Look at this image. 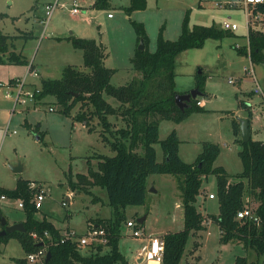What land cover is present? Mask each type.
Returning a JSON list of instances; mask_svg holds the SVG:
<instances>
[{
    "label": "rangeland",
    "instance_id": "obj_1",
    "mask_svg": "<svg viewBox=\"0 0 264 264\" xmlns=\"http://www.w3.org/2000/svg\"><path fill=\"white\" fill-rule=\"evenodd\" d=\"M55 1L58 6L48 21L42 23L44 4ZM92 1L0 0V30L6 34L5 50H0V56L5 59L10 54H17L26 60V64L0 63V188H13L19 179L42 185L48 194L34 216L38 219L46 216L56 228L61 231L69 228L77 237L88 232L91 220L112 218L113 208L108 204L103 188L90 186L89 192L71 191L67 185L68 176L70 173L73 177L76 173L86 174L89 165L96 169L98 155L112 156L114 151L102 141L97 118L90 121L91 131L83 122L74 119L79 104L67 114L61 111L52 96L14 104L16 86L9 83L11 79L23 80V91L32 94L35 89H40L41 80L59 78L67 65L87 71L82 51L72 45L70 36L94 39L102 44L106 53L104 65L114 69L110 83L120 86L140 77L131 64L139 45L133 21L143 24L146 48L150 52L156 49L160 31L165 39L178 37L186 14L190 25L221 27L224 20L236 22L239 28L233 35L207 38L201 47L177 55L175 90L183 93L190 83L196 84V75L200 71L203 94L197 97L203 101L200 106L205 111L192 112L180 123L159 120L158 139H164L174 129L179 138L178 154L187 163L195 160L203 143L218 144L219 154L213 165L222 166L232 176L231 181H236L235 175L242 170L238 156L240 144L232 128L233 121L247 118V110L240 101L252 111L251 138L264 140V98L253 92L256 85L264 92V62L253 63L254 76H250L243 70L250 65L249 57L236 51L247 45L245 30L241 27L243 9L216 5L230 0H146L144 9L127 14L124 7L129 0H108L105 9L91 7ZM73 2L80 7L79 13L69 12ZM30 66L36 74L27 73ZM7 91L9 97L5 96ZM105 98L110 104L117 105L114 98ZM109 120L114 128L121 125L112 116ZM36 132L42 134L40 138L36 137ZM154 148L157 161H161L159 142ZM18 165L22 169L13 171L12 168ZM216 190V176L210 173L203 177L196 206L204 216V227L189 234L179 264H235L237 256H246L248 264H261L263 256L257 257L242 243L220 241L218 225L207 217L217 211ZM209 193L214 194V199L208 198ZM18 200L8 197L0 201L1 215L9 224L25 218L24 208L17 206ZM255 205V202L248 203L250 208ZM124 214L126 220L134 222L145 216L138 227L146 233L182 229L181 192L176 176L150 174L144 203L126 206ZM144 241L131 236L125 222L122 223L118 248L126 264H151L138 262L136 257ZM26 254L14 237L0 243V264H33L16 260L26 258Z\"/></svg>",
    "mask_w": 264,
    "mask_h": 264
},
{
    "label": "trees",
    "instance_id": "obj_2",
    "mask_svg": "<svg viewBox=\"0 0 264 264\" xmlns=\"http://www.w3.org/2000/svg\"><path fill=\"white\" fill-rule=\"evenodd\" d=\"M108 5V0H93L91 7L105 9ZM145 7L146 0H129L124 11L130 14ZM258 9L264 10V3ZM132 24L138 41L143 43V49L137 48L131 58L132 67L140 73L139 78H133L125 85H112L110 79L114 69L104 65L106 53L102 44L94 39L70 36L72 45L82 51L83 65L88 70L67 65L59 78L41 80L40 89L33 92L35 101L52 96L65 114L79 104L74 119L83 122L91 131L90 121L97 118L102 141L114 151L112 156L98 155L96 169L89 165L86 174L76 173L73 177L70 173L67 179L71 191L89 192L90 186L105 190L108 204L113 208V217L96 218L89 222V226L102 228L106 242L93 241L81 247L71 240L60 242L61 231L51 220L46 216L40 219L34 216L37 211L32 202L36 192V188L31 187L34 182L19 179L13 188H0V194L22 200L25 231L0 235V243L14 237L25 253L34 252L41 246L40 241L31 237L34 232L45 242L48 239L56 242L48 247L50 256L44 264H126L118 248L121 226L127 221L124 209L128 205L144 203L150 174H172L176 176L181 192L183 227L160 236L164 244L161 264H179L189 234L199 232L204 227V216L196 206L197 197L203 177L212 173L216 176L218 212L209 213L207 217L218 225L220 241L242 243L246 249H252L257 257L263 256L261 264H264V140L250 138L243 142L239 136V122L233 121V133L240 144L238 156L242 170L235 175L237 180L231 181L232 176L222 166L213 165L219 154L218 144L203 143L195 160L187 163L178 154L179 138L174 129L164 139H158L159 120L179 123L192 112L205 111L198 104V97L191 99L182 110L175 104L177 55L187 49L201 47L207 38L221 39L234 33L215 24L190 25L186 14L178 37L168 40L163 38L160 31L156 49L150 52L146 48L147 36L143 24L134 21ZM5 39L6 35L0 32V50L3 51ZM236 51L248 56L251 64L264 62V31L249 30L247 45L236 48ZM4 62L26 64V60L16 54H10L5 59L0 56V63ZM199 73L195 88L202 95L203 77ZM9 83L14 85L16 80L11 79ZM106 96L114 98L117 105L110 104ZM239 104L247 110L246 119L250 123V108L244 101ZM110 116L118 119L121 125L114 128ZM41 135L38 133L39 138ZM157 142L162 149L161 161L156 159L154 144ZM249 202L256 203L251 209L257 220L237 219L236 213L249 207ZM44 232L49 234V238L44 236ZM83 248L86 250L82 251ZM16 260L24 263L26 259ZM235 264H248L246 256H237Z\"/></svg>",
    "mask_w": 264,
    "mask_h": 264
},
{
    "label": "built area",
    "instance_id": "obj_3",
    "mask_svg": "<svg viewBox=\"0 0 264 264\" xmlns=\"http://www.w3.org/2000/svg\"><path fill=\"white\" fill-rule=\"evenodd\" d=\"M264 0H230L225 1L223 3H217L216 5L221 7H240L244 11V21H243V27L246 30V38L248 39V32L249 30H259L264 31V10L258 9V6L260 4H263ZM58 6V2L55 1L54 3H48L44 6V12H45V18L41 20L42 23L47 22L50 15L54 11V9ZM66 7V6H64ZM79 6L75 2L71 4V6L68 8L69 12L72 14L79 13ZM221 27L223 29L229 30V31H235L238 29L239 25L236 22H228V21H222ZM30 68L28 67V70ZM243 70L248 75L254 76V71L252 69V64L249 65V67H244ZM229 82H232V79H229ZM23 84L24 81H18L14 84L16 86V93H15V99L14 104L17 103H26L27 101H33V93L23 91ZM253 92L261 94L264 98V92L259 88L258 85H256L253 89ZM6 97L10 96V93L7 91L5 94ZM199 104V102H198ZM49 110H52L49 108ZM31 187L36 188V192L33 195L32 202L35 206V208L39 209L41 207L42 201L45 198V196L48 194V191L44 189V187L40 184H31ZM209 198H214L212 193L208 194ZM8 197L5 194H0V201L6 200ZM62 204L64 205L65 202L63 201ZM17 206L20 208H23V202L21 199L18 200ZM236 218H249L253 220H257L256 215L253 213L252 209L250 207H245L241 210H239L236 213ZM126 227L130 230V235L135 238H143L145 241L141 245L140 249L137 251V256L141 261H147L151 264H161L163 259V251H164V244L162 239L159 236L152 235L149 233H146L144 230H141V228L138 227L137 222L132 221L131 219L127 220L125 222ZM62 236L60 238V242H64L66 240L75 241L76 245L78 247L84 246L86 244H89L90 242H106V238L104 236V230L102 228L94 227L93 225H90L88 228V232L84 235H80L79 237L76 236V234L71 230H66L63 233H61ZM44 236L49 238V234L47 232H44ZM31 237L35 239L36 241L42 242V245L35 250L34 252H30L26 254V260L29 263L33 264H44V261L46 259V254L48 252V247L52 244H55L56 242L52 241L51 239H48L46 242L43 240L42 237H39L36 233L32 232Z\"/></svg>",
    "mask_w": 264,
    "mask_h": 264
},
{
    "label": "water",
    "instance_id": "obj_4",
    "mask_svg": "<svg viewBox=\"0 0 264 264\" xmlns=\"http://www.w3.org/2000/svg\"><path fill=\"white\" fill-rule=\"evenodd\" d=\"M138 49H143L142 41L139 42ZM199 95H201V92L198 90V88H193L185 93H176L174 96V101L177 107L182 110L188 105L191 99L196 98ZM239 136L243 142H247L251 138L249 122L247 119H239ZM36 137L38 138V136ZM12 169L13 171H20L22 167L18 165L13 167ZM144 219L145 216H142L141 218L137 219V222L143 223ZM0 226L2 227L0 229V235H5L7 233H11L14 231H19V232L25 231L22 222H14L12 224H8L4 217L0 218ZM40 245H42V242H40ZM49 256H50V252L48 251L46 254V260L49 258Z\"/></svg>",
    "mask_w": 264,
    "mask_h": 264
},
{
    "label": "crops",
    "instance_id": "obj_5",
    "mask_svg": "<svg viewBox=\"0 0 264 264\" xmlns=\"http://www.w3.org/2000/svg\"><path fill=\"white\" fill-rule=\"evenodd\" d=\"M93 2V1H92ZM92 2L91 3H89V5L91 6V4H92ZM49 3H51V2H49ZM45 4H48V2L47 3H45ZM45 4H44V6H45ZM43 6V7H44ZM65 6V5H64ZM81 7H83V6H81ZM136 11V10H135ZM244 30H245V28L243 27V24H242V26H241ZM239 28V27H238ZM236 30H238V29H236ZM235 30V31H236ZM0 32L2 33V31L0 30ZM231 32H233V31H231ZM3 35H6V34H4V33H2ZM245 35H246V30H245ZM247 39V38H246ZM17 55V54H16ZM5 63V62H4ZM249 63L251 64V62H250V60H249ZM16 64V63H15ZM29 68H31V66L29 67ZM33 73V74H36V72L34 71V70H32V69H29L28 71H27V73ZM38 75V74H37ZM176 77V76H175ZM175 77H174V84H175ZM14 80H16V79H14ZM17 81V80H16ZM32 84H35V83H32ZM195 83H190V85L187 87V89H183L184 91H182L183 93H185V92H188L189 90H191V89H193V88H195ZM189 88V89H188ZM199 104L200 105H202L203 104V101H201L200 99H199ZM252 112V111H251ZM180 123V122H179ZM177 133V132H176ZM39 138V137H38ZM204 194H205V192H204ZM213 194V193H212ZM207 196H208V194H207ZM209 198V197H208ZM204 199H205V197H204ZM209 199H214V198H209ZM68 200H69V198H68ZM217 207H218V204H217ZM40 209V208H39ZM217 211L216 212H213V213H217L218 212V208L216 209ZM146 219V218H145ZM144 219V220H145ZM24 220V219H23ZM23 220H20V221H17V222H22ZM15 222V221H14ZM13 222V223H14ZM9 224V223H8ZM10 224H12V223H10ZM66 230H70L69 228H66ZM66 230H64V231H66ZM61 231V230H60ZM64 231H61V233H63ZM165 232H167V231H164V232H150L149 234H152V235H156V236H161L162 234H164ZM136 257H137V260H138V262H140L141 260L138 258V256L136 255ZM140 260V261H139Z\"/></svg>",
    "mask_w": 264,
    "mask_h": 264
}]
</instances>
